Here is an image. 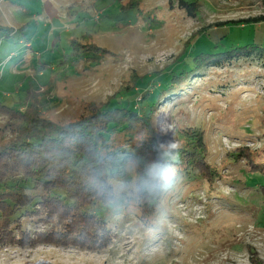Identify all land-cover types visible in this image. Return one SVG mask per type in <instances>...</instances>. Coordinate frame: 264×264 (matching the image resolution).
Returning a JSON list of instances; mask_svg holds the SVG:
<instances>
[{"label":"rangeland","instance_id":"374dc122","mask_svg":"<svg viewBox=\"0 0 264 264\" xmlns=\"http://www.w3.org/2000/svg\"><path fill=\"white\" fill-rule=\"evenodd\" d=\"M189 1L200 4L194 16L179 0H144L142 11H123L115 0H0V21L19 28L0 43V100L23 109L24 90L38 85L34 96L43 115L64 123L92 103L108 102L137 76L142 81L130 95L143 109L183 59L188 63L211 45H264V20L237 22L264 16V0ZM205 29L208 39L199 34ZM74 38L108 52L55 66ZM38 61L48 67L38 71ZM8 120L0 114V145L11 137ZM154 123L162 143L181 146L193 140L185 130L202 131L207 159L223 178L209 187L177 181L156 229L132 213L125 220L118 214L115 236L103 249L12 245L0 249V264H264V206L257 193L264 172L235 158L249 149L264 162V62L242 60L193 74L158 104ZM116 184L126 192L130 187Z\"/></svg>","mask_w":264,"mask_h":264},{"label":"trees","instance_id":"16d2710c","mask_svg":"<svg viewBox=\"0 0 264 264\" xmlns=\"http://www.w3.org/2000/svg\"><path fill=\"white\" fill-rule=\"evenodd\" d=\"M115 1L123 11L132 8L142 11L144 0ZM179 7L194 16L200 4L179 0ZM262 20L264 16L237 22ZM18 29L0 21V43L10 39ZM205 30L199 34L208 39L210 30ZM70 45V53L59 58L55 66L75 64L81 59L91 62L108 52L95 42L83 43L77 38L70 40ZM210 47L211 50L197 53L188 63L183 59L180 68L170 71L154 102L143 109L136 107L135 97L130 95L142 81L137 76L108 102L92 103L80 118L64 123L43 115L34 96L38 85L33 87L31 83L24 90L23 109L0 100V114L9 119L5 128L11 132V137L0 145V249L50 244L100 250L113 240L121 220L118 214L125 220L132 213L139 222L156 229L164 214L162 206L168 190L139 198H129L123 193L132 191L144 164L157 156L154 146L162 144L154 123L158 104L193 74L210 66L222 67L242 60L264 62V45L257 42ZM47 65L38 61L36 69L43 71ZM3 66L0 62V73ZM148 94L142 96V102ZM185 132L188 140H193L181 145L175 154L182 173L178 182L214 186L223 178L222 169L207 159L203 132L194 129ZM240 150L236 162H243L251 171L264 172V162L254 159L249 149ZM128 158L136 161L135 167L127 163ZM116 182L130 185L128 191H123ZM257 193L264 206V184Z\"/></svg>","mask_w":264,"mask_h":264},{"label":"clouds","instance_id":"9594fccd","mask_svg":"<svg viewBox=\"0 0 264 264\" xmlns=\"http://www.w3.org/2000/svg\"><path fill=\"white\" fill-rule=\"evenodd\" d=\"M154 147L157 152L156 158L144 164L143 171L135 177L132 191L123 193V196L129 198L132 196L139 198L144 194L154 196L171 189L181 179V169L175 160V154L181 146L173 142ZM127 163L132 167L136 165L133 158H128Z\"/></svg>","mask_w":264,"mask_h":264},{"label":"snow or ice","instance_id":"6c2138e0","mask_svg":"<svg viewBox=\"0 0 264 264\" xmlns=\"http://www.w3.org/2000/svg\"><path fill=\"white\" fill-rule=\"evenodd\" d=\"M162 138H164V137H162Z\"/></svg>","mask_w":264,"mask_h":264}]
</instances>
